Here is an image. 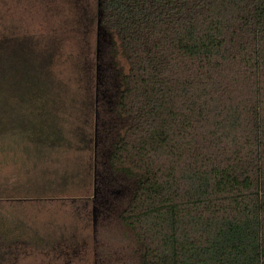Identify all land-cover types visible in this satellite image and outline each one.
I'll list each match as a JSON object with an SVG mask.
<instances>
[{"label":"trees","instance_id":"obj_1","mask_svg":"<svg viewBox=\"0 0 264 264\" xmlns=\"http://www.w3.org/2000/svg\"><path fill=\"white\" fill-rule=\"evenodd\" d=\"M96 3L127 65L107 161L140 264H264V0Z\"/></svg>","mask_w":264,"mask_h":264},{"label":"rangeland","instance_id":"obj_2","mask_svg":"<svg viewBox=\"0 0 264 264\" xmlns=\"http://www.w3.org/2000/svg\"><path fill=\"white\" fill-rule=\"evenodd\" d=\"M96 2L0 0V264H140L107 161L127 65Z\"/></svg>","mask_w":264,"mask_h":264},{"label":"crops","instance_id":"obj_3","mask_svg":"<svg viewBox=\"0 0 264 264\" xmlns=\"http://www.w3.org/2000/svg\"><path fill=\"white\" fill-rule=\"evenodd\" d=\"M3 219H5L4 217H2ZM6 221V220H5ZM6 225H7V222H6Z\"/></svg>","mask_w":264,"mask_h":264}]
</instances>
